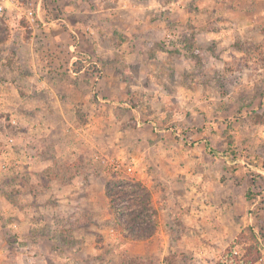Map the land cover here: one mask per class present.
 Wrapping results in <instances>:
<instances>
[{
	"label": "rangeland",
	"instance_id": "374dc122",
	"mask_svg": "<svg viewBox=\"0 0 264 264\" xmlns=\"http://www.w3.org/2000/svg\"><path fill=\"white\" fill-rule=\"evenodd\" d=\"M38 76L1 102L0 264H264V0H14L0 79Z\"/></svg>",
	"mask_w": 264,
	"mask_h": 264
},
{
	"label": "crops",
	"instance_id": "0c3cea01",
	"mask_svg": "<svg viewBox=\"0 0 264 264\" xmlns=\"http://www.w3.org/2000/svg\"><path fill=\"white\" fill-rule=\"evenodd\" d=\"M38 80H40L39 76L37 77V79H35V77H32V78L25 77L22 81L17 79L14 82L9 81V80L5 81V80L0 79V109L5 108V105L3 103H1L2 100L7 99V98H14L15 99L16 97L18 99V101L15 99L16 104H21V101H23L22 104H24V108H26V106L31 107V105H29L30 104V102H29L30 101V94L35 89L41 90V84H42V86L47 85V83H45V81H38ZM36 82H38L39 84ZM16 84H20V85H16ZM45 86H44V89H46ZM8 92H10V93H8ZM21 94H22V98H21ZM10 108L13 110L14 107L12 106ZM15 109L18 111L19 107L17 109V106H15L14 110ZM7 112H10V111H7ZM34 119H38V122L36 121L37 123H29V125L26 127V133L29 136V143H32L33 138H35L34 136H36L37 138L42 137V134L46 130L44 123H42L41 118L39 119V117L37 115H34ZM0 125H1V123H0ZM39 159H40L39 162H41L43 165L46 164V161H44L43 158H41V156L38 155V160Z\"/></svg>",
	"mask_w": 264,
	"mask_h": 264
},
{
	"label": "trees",
	"instance_id": "16d2710c",
	"mask_svg": "<svg viewBox=\"0 0 264 264\" xmlns=\"http://www.w3.org/2000/svg\"><path fill=\"white\" fill-rule=\"evenodd\" d=\"M135 205V206H134ZM141 205V206H140ZM133 207H135L136 209H137V211L138 210H143L144 208H145V205L143 204V203H141V202H135V203H133V206L131 205V208H133ZM124 208V210H126V208H127V206L125 205L124 207H121V208H116V209H114L117 213H118V211H120L121 209H123ZM146 209V208H145ZM144 211V210H143ZM140 217V214H133V215H131L129 218H128V221L126 220L125 222L127 223V224H129V225H132L133 226V229H134V226H135V228H137L136 227V225H134L135 223L138 225L139 224V222H137V218H139ZM135 222V223H134ZM146 230V229H145ZM142 231V234L144 235V236H148V234L150 235V233H148L147 234V232L146 231ZM135 232L136 231H132V233L133 234H135ZM144 232L146 233V235L144 234Z\"/></svg>",
	"mask_w": 264,
	"mask_h": 264
},
{
	"label": "built area",
	"instance_id": "2783aa9c",
	"mask_svg": "<svg viewBox=\"0 0 264 264\" xmlns=\"http://www.w3.org/2000/svg\"><path fill=\"white\" fill-rule=\"evenodd\" d=\"M14 5V0H0V18L3 17L4 14H6L9 11V8ZM13 125L16 124L15 120L11 121ZM7 146L11 147L14 144L13 138H8L6 141ZM6 165L3 164V168H5Z\"/></svg>",
	"mask_w": 264,
	"mask_h": 264
}]
</instances>
